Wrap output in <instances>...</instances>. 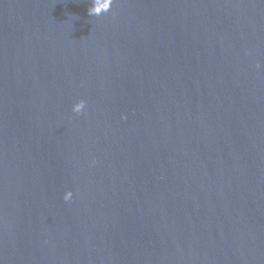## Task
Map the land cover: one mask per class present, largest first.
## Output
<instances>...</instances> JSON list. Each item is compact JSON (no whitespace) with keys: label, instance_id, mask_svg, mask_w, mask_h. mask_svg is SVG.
Listing matches in <instances>:
<instances>
[{"label":"water","instance_id":"obj_1","mask_svg":"<svg viewBox=\"0 0 264 264\" xmlns=\"http://www.w3.org/2000/svg\"><path fill=\"white\" fill-rule=\"evenodd\" d=\"M90 7L0 0V264H264V0Z\"/></svg>","mask_w":264,"mask_h":264},{"label":"clouds","instance_id":"obj_2","mask_svg":"<svg viewBox=\"0 0 264 264\" xmlns=\"http://www.w3.org/2000/svg\"><path fill=\"white\" fill-rule=\"evenodd\" d=\"M112 0H104V3L101 4L100 0H92V7L88 9L89 16L99 17L103 13L109 12L111 8ZM259 67V65H257ZM85 107V102L80 100L73 107V112L80 114ZM72 196L71 192L65 194L64 199L68 201Z\"/></svg>","mask_w":264,"mask_h":264}]
</instances>
